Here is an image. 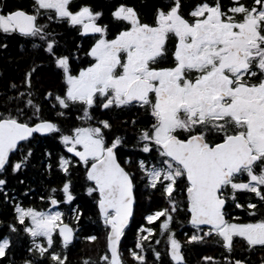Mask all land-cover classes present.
I'll list each match as a JSON object with an SVG mask.
<instances>
[{
	"label": "snow or ice",
	"instance_id": "snow-or-ice-1",
	"mask_svg": "<svg viewBox=\"0 0 264 264\" xmlns=\"http://www.w3.org/2000/svg\"><path fill=\"white\" fill-rule=\"evenodd\" d=\"M65 25L78 38L71 44L57 31ZM0 36L4 52L21 38L15 59L25 61L0 92V204L10 209L0 219V264H69L85 214L77 205L66 220L61 210L79 198L75 172L104 230L103 250L80 264H189L185 246L208 241L220 255L197 264H251L264 249V0H161L150 19L127 0L107 12L92 0H0ZM79 38L90 39L86 50ZM45 65L52 83L38 89ZM45 105L54 118L42 115ZM133 106L139 115L119 131L102 118ZM38 146L43 172L63 177L39 197L46 209L25 206L10 186L25 185L17 177L37 166ZM142 200L163 206L140 210ZM138 210L145 223L125 257L122 238ZM174 224L191 234L178 239Z\"/></svg>",
	"mask_w": 264,
	"mask_h": 264
},
{
	"label": "trees",
	"instance_id": "trees-1",
	"mask_svg": "<svg viewBox=\"0 0 264 264\" xmlns=\"http://www.w3.org/2000/svg\"><path fill=\"white\" fill-rule=\"evenodd\" d=\"M159 0H148V6L154 5L158 3ZM228 1V0H224ZM250 2V0H248ZM105 11L107 12V7L105 8ZM58 32H60L57 29ZM61 33V32H60ZM62 34V33H61ZM76 36L75 32L71 31L67 28V26H64V32H63V38L60 37L61 40H67L69 44L73 41V38ZM2 38V36H0ZM7 43L9 44V49L4 52L0 51V92H3L6 83L9 80L15 79L17 82L21 78L22 70L25 67V61L17 60L16 57L20 56L19 51V44L22 43V40L20 38L15 39H9L7 40ZM47 69L43 68L41 71L37 72L36 76L33 78V83L36 85V87L39 89L41 88L42 82H41V76L43 73H45ZM3 97H0V100H2ZM45 117L48 118H54V113L48 109V107L44 106V111L42 113ZM75 112L74 110L70 113V117L74 118ZM65 124H71L73 123V119H69L67 121H63ZM47 142H45V145ZM43 148L41 146H38L35 153V158L32 160V164L37 165L35 168L29 166L28 169H26L23 173L19 174L17 178H22L25 180V185L18 186L16 185V179L10 180V186L16 187L17 191L15 195L17 196L18 200H21L22 203L25 206H35L37 208H47V205L42 203L39 199L40 196L46 194V189L48 187H51L53 185H59L62 182V174L57 173L55 170L53 171V174L51 177H49L47 174H45L42 170V167L40 166L39 159L42 155ZM51 151H53L54 156L55 153H59L62 151V148L57 145L55 148H51ZM72 179L74 181L75 187L74 192L78 194V199L70 204L62 206L61 210L65 212V217L67 220V217L71 215L70 208L76 207L77 205H80L81 207L85 208V214L84 218L81 220V229L82 231L77 234V239L75 242L69 246L68 249V256H69V264H80V261L83 258L91 257L93 259H96V255L88 254L85 250L86 241L83 239L86 235L95 234L98 237L102 235L104 232L103 225L100 224L97 220V217L95 213L92 210V200L88 197H86L83 194L82 191V185L84 183L82 178V172H75L72 176ZM25 187H28L31 189L27 197H23L20 195L24 192ZM87 201V203H85ZM160 206H163V202L160 201ZM146 208L149 206L145 205ZM10 214V209L5 208L2 204H0V219H6L7 215ZM232 215L240 216L244 219H247L246 214L241 212L240 210H231ZM178 219H183V216L178 217ZM145 223L142 219V217L135 222V218L133 220V223L131 224V229L133 231V235L129 236L126 233V238H129L131 240V245L129 247H133L134 241H135V231L139 227L140 224ZM173 227L175 228V231L177 233V238L184 240V233L188 232L191 234V228L189 225L184 224L183 226L179 224H174ZM5 231V229L0 228V234H2ZM213 248L211 250H207L208 246L206 245H186L184 252L185 256L189 261V264H194L199 260V258L203 255H212L214 257H219L221 249L216 246L213 242L211 244ZM160 250L164 251V244L162 243L160 246ZM14 253H15V259L20 260L23 255V247L22 244H16L14 247ZM244 255H248V253H245ZM237 256H239V252H237ZM148 259L151 261L152 256L149 253ZM165 261H167V257L164 258ZM6 264V262H5Z\"/></svg>",
	"mask_w": 264,
	"mask_h": 264
},
{
	"label": "flooded vegetation",
	"instance_id": "flooded-vegetation-1",
	"mask_svg": "<svg viewBox=\"0 0 264 264\" xmlns=\"http://www.w3.org/2000/svg\"><path fill=\"white\" fill-rule=\"evenodd\" d=\"M2 2L9 5V6H11L13 4H20L22 6H28V5H30L31 0H2ZM92 2L99 5V6L106 8L107 5L112 2V0H92ZM127 2L134 5L140 11L142 17L150 19L151 13L153 11V6L159 4L161 2V0H159L158 3L151 5V6H148V0H127ZM224 2L227 3L228 1H224ZM57 29L62 33L61 38H63L64 27L63 28H57ZM17 38H19V37H17ZM75 39H78L77 36H75L73 38V40H75ZM79 39H81V42L83 43V48H84V50H86L90 45V42H91L90 39H87V38H79ZM22 42H23V40H22ZM81 59L85 60V62H86V58H84L82 54H81ZM44 68L47 69V65H45ZM50 76H51V74L48 73L46 70L45 73H43L41 76L42 84L45 83L46 79H47V83H52ZM74 112H75V110H74ZM75 115H76V112H75ZM93 115L98 116L100 114L98 112H94ZM133 115H139L135 106H133L130 109H127V108L123 109V110L114 109L112 112L107 113L102 118L110 117L111 122L113 123V126H114V131H119L122 128L120 121L125 120V119H129ZM130 151H131L130 148H125L123 150V156L126 157L130 153ZM132 223H133V221L131 222V224ZM131 224H130V226H131ZM130 226H129L128 230H126V233L128 231H130V229H131ZM261 257H264V249H260L259 247H257L256 250L254 252H252L250 255L251 264H259Z\"/></svg>",
	"mask_w": 264,
	"mask_h": 264
},
{
	"label": "rangeland",
	"instance_id": "rangeland-1",
	"mask_svg": "<svg viewBox=\"0 0 264 264\" xmlns=\"http://www.w3.org/2000/svg\"><path fill=\"white\" fill-rule=\"evenodd\" d=\"M150 204H152V206H156V205L160 206L161 205L159 200H156L154 203L153 202H149L148 200H142V201H140V205H141L140 210L145 209L146 208L145 205L150 206ZM140 210L137 211V214H136V217H135V222H137L141 218ZM103 234H104V232L99 237L100 239L97 242H94V243L86 242V245L84 247H85V250H86V252L88 254L96 255V254H98V252H101L103 250ZM127 234L129 236H132L133 235V231L130 230V231H128ZM211 242L212 241H208L206 244H203V245L208 246L207 250H211V248H213V246L210 245ZM130 245H131V240L129 238H127V239L124 238L123 242H122V246H121V252L125 255V257H127L126 249L130 248L129 247ZM194 264H197V262H195Z\"/></svg>",
	"mask_w": 264,
	"mask_h": 264
},
{
	"label": "water",
	"instance_id": "water-1",
	"mask_svg": "<svg viewBox=\"0 0 264 264\" xmlns=\"http://www.w3.org/2000/svg\"><path fill=\"white\" fill-rule=\"evenodd\" d=\"M75 242V240L73 241V243ZM122 242H123V238H122ZM122 246V245H121Z\"/></svg>",
	"mask_w": 264,
	"mask_h": 264
}]
</instances>
